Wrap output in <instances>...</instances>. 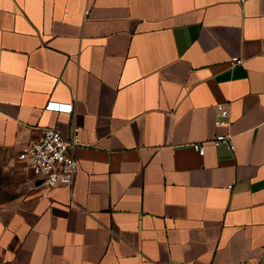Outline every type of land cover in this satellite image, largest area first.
<instances>
[{
    "label": "crops",
    "instance_id": "0c3cea01",
    "mask_svg": "<svg viewBox=\"0 0 264 264\" xmlns=\"http://www.w3.org/2000/svg\"><path fill=\"white\" fill-rule=\"evenodd\" d=\"M73 126L79 171L47 189L17 154ZM260 258L264 0H0V264Z\"/></svg>",
    "mask_w": 264,
    "mask_h": 264
},
{
    "label": "built area",
    "instance_id": "2783aa9c",
    "mask_svg": "<svg viewBox=\"0 0 264 264\" xmlns=\"http://www.w3.org/2000/svg\"><path fill=\"white\" fill-rule=\"evenodd\" d=\"M243 60L234 59L232 66L243 65ZM45 109L53 112L73 114L72 103L64 104L49 102ZM230 112L225 106H219L216 114L215 125L218 127L229 126L225 121ZM215 147L226 145L230 150H235L233 136L223 133L216 136L211 142ZM81 144L80 128L73 126L71 136H65L61 131L53 128L42 130L41 138L33 143L25 145L17 154V160L21 161L25 173L33 175L43 187L53 190L60 187H69L73 184L79 171V162L76 158V150ZM199 154L205 155V147L198 146ZM236 264H263L262 258L256 261H239Z\"/></svg>",
    "mask_w": 264,
    "mask_h": 264
}]
</instances>
